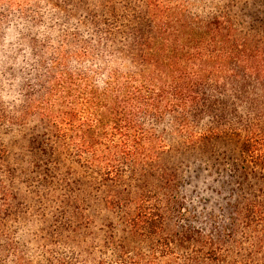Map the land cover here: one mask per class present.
I'll return each instance as SVG.
<instances>
[{
	"label": "trees",
	"instance_id": "16d2710c",
	"mask_svg": "<svg viewBox=\"0 0 264 264\" xmlns=\"http://www.w3.org/2000/svg\"><path fill=\"white\" fill-rule=\"evenodd\" d=\"M194 1L0 0V122L36 120L57 145L29 129L16 160L48 156L50 167L26 171L70 176L78 165L136 188L108 203L126 208L150 253L118 245L113 260L85 251L83 264H222L224 243L241 229L253 235L250 253L225 264H264V204L245 195L223 239L183 235L179 246L198 244L191 254L166 231L178 202L167 138L191 149L222 144L218 156L264 169V0H232L213 16L193 12ZM6 239L0 264H40ZM48 255L47 264H73Z\"/></svg>",
	"mask_w": 264,
	"mask_h": 264
},
{
	"label": "rangeland",
	"instance_id": "374dc122",
	"mask_svg": "<svg viewBox=\"0 0 264 264\" xmlns=\"http://www.w3.org/2000/svg\"><path fill=\"white\" fill-rule=\"evenodd\" d=\"M231 4L232 0H195L192 11L206 16L226 14L231 11ZM33 128L48 137L44 140L47 145L57 148L53 133L36 120L25 126L0 122V244L10 238L19 243L20 251L29 259L40 264H47L48 252L71 258L73 264L84 263L85 251L111 261L118 245L133 254L150 253V241L137 237L127 226L126 208L108 203L113 196L125 199L128 192H134L133 183L128 179L123 183H106L78 165L71 166L70 176L68 169L54 177L26 171L36 165L51 166L48 156L27 159L29 163L25 164L16 160L21 154V137ZM167 139L173 154L163 163L177 169L178 187L172 194L178 202L171 208L166 231L181 254H191L198 244L191 241L179 246L183 235L200 234L213 241L223 239L233 218L232 207L237 202L244 203L241 195L247 197L246 201L264 204V190L258 193L260 188L264 189V182L257 179L264 177V169L245 162L243 156L239 162L236 159L232 162L226 155L218 156L225 150L222 144L197 145L191 149L184 147L180 139ZM252 242L253 235L239 230L233 242L224 243L222 264L244 260Z\"/></svg>",
	"mask_w": 264,
	"mask_h": 264
}]
</instances>
